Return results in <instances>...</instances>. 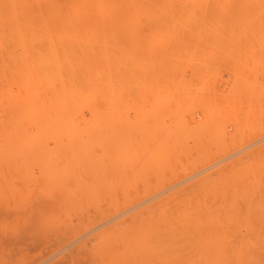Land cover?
I'll return each mask as SVG.
<instances>
[{
	"label": "rangeland",
	"instance_id": "rangeland-1",
	"mask_svg": "<svg viewBox=\"0 0 264 264\" xmlns=\"http://www.w3.org/2000/svg\"><path fill=\"white\" fill-rule=\"evenodd\" d=\"M23 1L26 8L45 2ZM56 1L55 15L68 11L69 0ZM236 2L203 4L197 48L137 69L120 94L92 100L54 124L36 121L34 128L32 115L27 123L23 111L0 102V264H122L97 252L94 236L165 199L176 201V194H195L202 181L208 180L206 194L225 181L237 188L251 178H259L253 187L260 196L194 244L149 264H264V0ZM140 29H148L144 19ZM164 144L153 161L145 158ZM64 182L74 200L53 215L52 195L61 189L53 186Z\"/></svg>",
	"mask_w": 264,
	"mask_h": 264
},
{
	"label": "bare ground",
	"instance_id": "bare-ground-1",
	"mask_svg": "<svg viewBox=\"0 0 264 264\" xmlns=\"http://www.w3.org/2000/svg\"><path fill=\"white\" fill-rule=\"evenodd\" d=\"M209 1L214 0H69L66 1L68 11L55 15L59 8L56 0H45L41 7L35 8H26L23 0H0V102L8 100L7 105L12 103L9 111H23L25 121L30 124L33 121L31 125L36 123L35 128L36 121H60L64 119L63 114L83 111L90 102L94 104L92 100L118 95L123 90V83L137 75V69L161 65L168 60V53L197 48L200 42V13L203 4ZM115 17L119 20L115 21ZM143 19L148 23L144 34L141 30L143 27L140 29ZM160 51L165 56L155 57L154 54ZM13 87H17L18 91H13ZM29 114L32 115L30 119L33 117L31 121L28 120ZM54 114L60 119L55 118L56 115L53 117ZM19 115L16 114L20 118L24 116ZM48 126L52 125L45 124L44 128ZM165 147L164 144L155 150L151 148V151L148 150L150 156L145 158L153 161V157L161 155ZM147 159H144L143 168L146 164L149 166ZM257 179L253 181L251 178V184L245 183L237 188H229L225 185L226 181H222L220 188L208 189L206 194L203 192L208 180L202 181L195 194L186 197L174 194L176 201L171 200L174 199L172 197L163 200L152 207L155 213L151 212L152 208H145V211L94 236L98 244L97 252L101 250L104 256L126 264H149L163 252L194 244L205 237L214 224L244 208L246 200L260 196L257 185L253 187ZM67 183L52 185L55 189L61 188L52 195L54 201L52 199L50 209L53 215L55 209H61L65 204L70 206L74 200ZM84 188L87 189V185ZM170 201L177 204L172 209L167 207ZM34 208L33 211L39 207ZM180 208L182 210H177ZM54 217H58V214ZM83 249L79 250L80 253L87 251Z\"/></svg>",
	"mask_w": 264,
	"mask_h": 264
}]
</instances>
